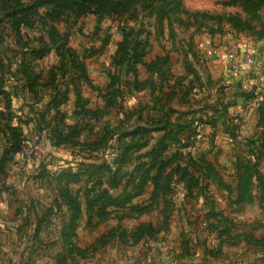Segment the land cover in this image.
Segmentation results:
<instances>
[{"label":"rangeland","instance_id":"obj_1","mask_svg":"<svg viewBox=\"0 0 264 264\" xmlns=\"http://www.w3.org/2000/svg\"><path fill=\"white\" fill-rule=\"evenodd\" d=\"M33 1L13 0V3L27 5ZM110 1L124 4L123 11L79 13L63 7L52 13V6L39 8L30 17L31 27L11 26L0 11V74L5 79H15V70L21 62L35 72L59 73L56 84L61 91L68 85L70 104L62 107L67 112L74 96L69 77L61 79L60 73L79 76L76 86L80 97L87 101L86 108L96 113L84 132L89 139L114 126L120 133L153 129L155 126L148 122L150 105L158 110L171 107L176 112L169 118L181 124L187 122L183 113L198 110L190 120L197 121L200 128L182 151L198 157V163L192 164L194 169L201 173L216 172L214 181L210 180L215 184L217 179L224 184H236L235 169L260 170L264 175V65H261L264 64V0ZM125 27H133L146 41L142 61L155 63V71L148 72L143 64L127 63L122 56L116 60L120 30ZM38 49L43 57L31 58V51ZM60 51L81 63L86 80L69 63L57 64L56 55ZM246 54L254 57V67L259 65L262 69L257 75L262 79L253 86L249 83L242 86V81L236 84L233 80L243 66L237 57ZM232 60L238 62L236 70L230 67ZM251 87L257 95L247 90ZM106 102L107 105L112 102V107L107 108ZM208 118L219 122L215 129L201 123ZM191 131H185L183 138ZM157 135L158 132H152L148 136ZM39 140L29 132L24 148L26 157L10 164L20 175L24 173L22 167L29 172L19 181L20 186L26 187L29 179L32 185L36 175L44 170L55 171L62 165L61 159L69 158V148L55 149L43 138ZM203 152L207 154L202 157ZM9 176L16 179L14 174ZM30 192H23L28 201L49 203V190L34 199ZM17 194L12 204L14 209L21 199L19 191ZM216 195L223 194L217 191ZM171 196L175 197L176 193L171 192L170 199ZM18 207L15 212L19 215L23 210ZM237 230L241 231L242 225ZM92 239L91 233H80L76 242L89 243Z\"/></svg>","mask_w":264,"mask_h":264},{"label":"trees","instance_id":"obj_2","mask_svg":"<svg viewBox=\"0 0 264 264\" xmlns=\"http://www.w3.org/2000/svg\"><path fill=\"white\" fill-rule=\"evenodd\" d=\"M0 5L3 19L15 28L20 25L31 27L33 21L30 17L39 8L52 6V13H58L63 7L79 13L103 10L106 13H121L124 8L121 2L110 0H35L27 5L13 3V0H0ZM120 32L116 60L119 61L122 56V60L127 63L143 64L148 72L155 71V63L146 64L142 61L147 43L139 32L133 27L121 28ZM40 52L39 49L31 51V58L41 59L43 52ZM56 59L61 66L69 63L72 70L84 75L86 80L85 71L74 56H65L60 51ZM15 73V79H5L0 74V139L4 142L0 155V178L6 175L13 156L27 145L29 132L43 137L54 148L70 149V161L60 165L55 173L44 170L37 177L49 185L54 184L61 201L69 209V218L63 223L61 238L72 261L74 255L84 258L83 251L73 241L83 214L87 216V224L93 218L98 223L103 222L110 216L111 209L128 208L135 198L143 194L148 184L153 187L150 201L161 200L167 207L172 185L183 183L187 191L191 192L194 189L201 190L216 178V172L201 173L194 169L192 164L198 163V157H193L191 152H182L200 128L197 121L190 120L198 110L183 113L182 117L187 122L181 124L169 118L170 114L176 112L171 107L158 110L155 105H150L148 122L155 126L153 129L146 127L120 133L114 126L110 131L89 139L84 136V132L89 127L87 125L92 120L91 116L96 113L87 109V101L80 97L76 86L79 76L60 73L61 79L69 77V85L72 86L74 101L68 113L62 111V107L70 104L68 85L65 91H61L56 84L59 73L35 72L23 62ZM106 107L111 108L112 102L110 105L106 102ZM201 123L212 129L219 124L214 118ZM187 130L192 131L183 138ZM152 132H158L159 135L149 137ZM206 154L203 152L202 157ZM235 170L237 201L251 195L254 182L264 185V175L260 170ZM216 182L223 185L219 179ZM149 229L150 226H140L136 234ZM59 263H63L62 259Z\"/></svg>","mask_w":264,"mask_h":264},{"label":"crops","instance_id":"obj_3","mask_svg":"<svg viewBox=\"0 0 264 264\" xmlns=\"http://www.w3.org/2000/svg\"><path fill=\"white\" fill-rule=\"evenodd\" d=\"M258 66H241L233 80L236 84L242 81V86L258 84L262 79L257 77ZM0 142L1 155L4 142ZM70 159L69 151V158L61 159L62 165ZM57 168L49 172L55 173ZM21 169L23 175L9 165L0 178V264H60L61 259L62 264H264V185L258 182L251 185L250 196L238 201L236 184L209 183L188 192L183 183H176L171 190L176 196L167 198V207L161 200L150 201L153 187L148 184L128 208L111 209L103 222L93 218L87 224V216L82 215L73 241L84 258L74 255L72 261L61 238L63 223L69 218L68 207L56 186L37 175L32 185V179L26 187L18 185L29 173ZM10 174L16 179L12 180ZM47 190L51 192L47 204L28 201L23 194L31 191L34 199ZM18 191L21 199L14 209ZM217 191L223 195H216ZM18 206L23 210L19 215L15 212ZM143 225L150 229L136 234ZM239 225L241 231L237 230ZM80 233H91L93 241L77 243Z\"/></svg>","mask_w":264,"mask_h":264},{"label":"built area","instance_id":"obj_4","mask_svg":"<svg viewBox=\"0 0 264 264\" xmlns=\"http://www.w3.org/2000/svg\"><path fill=\"white\" fill-rule=\"evenodd\" d=\"M237 59H239V61L243 64L244 67L251 68V67L254 65V57H253L252 55H250V54H246V55H238ZM230 67H231L233 70H236L237 67H238V62H236V60H234V61L232 60V61L230 62ZM257 71H258V72H261L262 69L259 68ZM34 135H35V139H36L37 141H40L39 139L43 138V137H40V136H38V135H36V134H34ZM24 148H25V147H24ZM24 148L22 149L21 152L15 154V155L13 156L12 161H15V160L18 161V159H24V158L26 157V154H25V152H24ZM35 148H36V147H35ZM164 252H165L166 254H167V252H169V245H167V247L164 248Z\"/></svg>","mask_w":264,"mask_h":264}]
</instances>
